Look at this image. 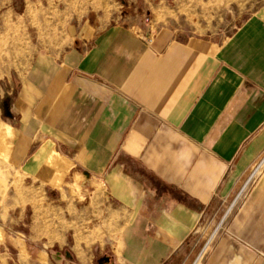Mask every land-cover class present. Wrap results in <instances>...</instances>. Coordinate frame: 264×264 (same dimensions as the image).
Masks as SVG:
<instances>
[{
    "label": "crops",
    "instance_id": "obj_1",
    "mask_svg": "<svg viewBox=\"0 0 264 264\" xmlns=\"http://www.w3.org/2000/svg\"><path fill=\"white\" fill-rule=\"evenodd\" d=\"M221 23L196 3L114 0L5 78L13 170L80 199L106 264H181L219 194L235 206L207 264H264V194H222L264 156V10Z\"/></svg>",
    "mask_w": 264,
    "mask_h": 264
},
{
    "label": "rangeland",
    "instance_id": "obj_2",
    "mask_svg": "<svg viewBox=\"0 0 264 264\" xmlns=\"http://www.w3.org/2000/svg\"><path fill=\"white\" fill-rule=\"evenodd\" d=\"M180 1L196 3L215 14L218 23L229 26L228 32L236 31L248 18L264 10V0ZM113 3L114 0H0V260L5 264H106L112 255L109 249L101 248L100 242L108 236L97 229L100 220L83 217L80 199L67 200L65 191L53 193L39 186L34 178L25 179L13 170L9 135L2 127L7 122L8 102L1 97L9 91L7 74L28 59L41 35L56 33L73 17L108 9ZM222 194H264V156L230 192ZM229 199L221 194L216 198L182 251L181 264H207L216 245L229 234L228 221L235 206L227 202ZM85 245L93 246L92 250L83 249ZM42 250L49 251L44 262L39 260Z\"/></svg>",
    "mask_w": 264,
    "mask_h": 264
},
{
    "label": "clouds",
    "instance_id": "obj_3",
    "mask_svg": "<svg viewBox=\"0 0 264 264\" xmlns=\"http://www.w3.org/2000/svg\"><path fill=\"white\" fill-rule=\"evenodd\" d=\"M2 127L7 135L12 136L15 134V130L12 129L10 125L3 124ZM237 261H238V258H237Z\"/></svg>",
    "mask_w": 264,
    "mask_h": 264
}]
</instances>
